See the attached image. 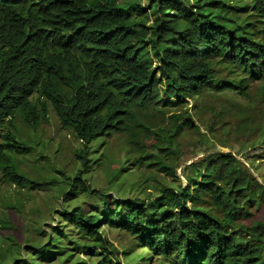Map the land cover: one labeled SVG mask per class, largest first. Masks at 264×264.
<instances>
[{
    "label": "trees",
    "instance_id": "obj_1",
    "mask_svg": "<svg viewBox=\"0 0 264 264\" xmlns=\"http://www.w3.org/2000/svg\"><path fill=\"white\" fill-rule=\"evenodd\" d=\"M145 1L0 0L4 179L29 190L47 182L21 173L12 160L31 150L16 133L19 117L35 127L50 108L79 142L77 168L66 176L67 187L57 186L62 223L42 228L37 244L27 234L21 241L7 210L0 217V239L8 242L0 243V264H86L73 259L81 250L97 254L100 264H139L126 260L145 253L120 251L106 227L126 231L133 248L140 245L157 264H264V219L252 220L264 202L257 156L239 158L243 147L207 152L188 165L184 156L210 134L227 146L214 134L218 124L223 135L231 127L229 108L211 97L249 99L251 84L264 88V0ZM203 100L212 114L207 132L196 121ZM235 115L237 131L261 138L249 148L264 144V116L255 124L244 108ZM120 136L121 145L114 139ZM94 164L105 172L106 189L89 180ZM143 167L172 182L140 189L135 169Z\"/></svg>",
    "mask_w": 264,
    "mask_h": 264
},
{
    "label": "rangeland",
    "instance_id": "obj_2",
    "mask_svg": "<svg viewBox=\"0 0 264 264\" xmlns=\"http://www.w3.org/2000/svg\"><path fill=\"white\" fill-rule=\"evenodd\" d=\"M144 3L147 2L144 0ZM211 98L219 108L224 107V105L229 108L225 119L227 122L230 121L231 127L228 126L223 135L220 132L221 125L218 124L214 134L216 137L225 138L227 146L221 145V143L210 134V140L206 141L203 138V145L200 146L198 150L190 148V152L185 153V159H188L186 164H191L193 161L204 157L207 152L221 151L226 153L233 152L236 154V152L240 151V147H243L244 151L242 150L238 157L242 159L243 155L248 156L249 154H255L257 158H255L254 163L259 166V173L262 174L264 178V144H256L255 147L249 148L254 141H261V138L257 137L259 136L257 132L247 134L237 131L240 118L235 115L238 109L244 108L246 115L249 116L247 117L250 119L248 120L249 123H261V121H263L262 115L264 116V88L260 87L259 82L251 84L249 99L240 98L232 93H226L225 95L216 94ZM189 103L192 104L193 99H191ZM200 106V117L198 118V116H196V121L200 124L201 131L207 132L205 124L209 122L212 114L205 100H203ZM16 124V133L19 139L26 146H30L31 150L26 154H12L11 157L13 162L21 173H26L32 178L45 179L47 182L43 187L38 189H19L15 184L9 183L4 179V172L0 169V217H5L6 211L8 210L10 218L18 225L17 233L20 240L23 241L25 234H27L30 240L37 244L42 238L39 234L42 228H46V230L49 231L51 228H48V226H60L62 223L60 222L61 218L57 215L62 207V197L59 195L57 186L67 187V182L65 181L66 176L75 172L78 162L75 160L74 153L75 148L79 146V142L75 140L70 130L61 126L56 114L50 108L48 109L46 117H42L35 127H31L24 123L21 117H19ZM251 126H253V124ZM192 138L195 139L196 137L192 136ZM114 139L118 140L117 143H120L119 145L126 140L125 136H120L118 138L114 137ZM183 141L184 143L190 141L189 133L183 136ZM114 144V141H110L108 147H113ZM98 150L101 153L105 151V148L100 146ZM186 150L187 148L184 146V151ZM108 152L114 155L113 150ZM125 158L126 157H122L123 160H125ZM95 165L96 164L93 165L89 174V180L95 189H106L107 182L105 172ZM183 168L184 165L178 166L177 171L181 179L185 180L182 172ZM135 170L137 174L134 180L139 179L138 187H140V189L143 188V190H149L151 188L150 185L156 186L158 180L164 183L171 181L167 179L164 174L158 171L154 172L145 167L141 168L140 171L137 169ZM61 171L66 174H61ZM155 177L156 180H154ZM135 194L137 193H130L127 194V196L130 197ZM83 197V195H80L81 200H83ZM85 198L89 202L92 200L87 197ZM73 201L74 200H72L71 203ZM14 202L23 203V207L11 206L10 204ZM254 209L256 210V208ZM255 210V216L252 220L259 218L264 219V202L256 211ZM102 223L107 226L105 221H102ZM63 225L66 226V228L68 227L72 234H75V229L70 224L63 223ZM239 225L240 221L238 220L232 224V227L238 228ZM104 229L106 230V237L108 240L120 251L128 249L131 252L135 250L138 253H145L143 258L137 257L136 259H132L130 257L126 260V258L123 257V260L125 259L127 262L134 263L138 262L139 264H157L158 261L149 255V251L140 245H136V247L133 248L135 241L126 231L119 229L112 230L108 227ZM9 233H11V230L8 231V234ZM59 237L61 239L63 238L62 235H59ZM0 243L2 244L1 248H5L8 245L5 237H1ZM92 249L96 248H91V250ZM88 252L89 250H81L78 252V257L74 256L73 259L79 258V260H82L81 262L85 261L86 264H100L99 262L101 259L99 256L93 252ZM58 255L59 253H57L55 257H58Z\"/></svg>",
    "mask_w": 264,
    "mask_h": 264
}]
</instances>
